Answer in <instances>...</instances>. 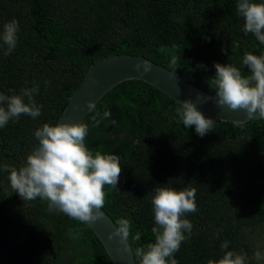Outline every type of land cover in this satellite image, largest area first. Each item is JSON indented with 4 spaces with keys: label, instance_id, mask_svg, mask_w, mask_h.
<instances>
[{
    "label": "trees",
    "instance_id": "1",
    "mask_svg": "<svg viewBox=\"0 0 264 264\" xmlns=\"http://www.w3.org/2000/svg\"><path fill=\"white\" fill-rule=\"evenodd\" d=\"M236 4L0 0V33L9 21L19 24L15 49L4 55L0 48V93L38 85L33 99L41 106L39 117L21 115L0 128V264H114L89 225L49 212L40 198L23 201L3 166L25 162L38 145L35 130L58 122L91 64L102 57L141 54L175 70L170 64L175 56L176 72L212 94L208 81L215 63L233 64L248 75L243 56L264 53V45L244 32ZM177 107L156 86L132 79L117 84L88 114L86 147L93 154L118 155L122 167L117 187H104V208L115 221L130 220L135 250L155 239L154 190L195 188L197 211L185 214L193 227L174 253L177 264H208L223 255L225 241L228 250L247 254V264H262L254 253L264 234V120L233 123L208 115L214 127L201 137L194 126L179 122Z\"/></svg>",
    "mask_w": 264,
    "mask_h": 264
},
{
    "label": "clouds",
    "instance_id": "2",
    "mask_svg": "<svg viewBox=\"0 0 264 264\" xmlns=\"http://www.w3.org/2000/svg\"><path fill=\"white\" fill-rule=\"evenodd\" d=\"M236 12L244 20L243 30L255 35L260 44L264 45V0H237ZM19 24L12 20L3 25L0 33V48L3 54L9 55L17 44ZM6 46V47H4ZM171 67L175 70L178 60L171 58ZM242 65L248 68V75L242 74L240 68L233 64L215 63V74L208 81L214 90V103L227 106L233 111L244 110L249 119L264 120V53H245ZM205 67L204 65H200ZM137 72L148 73L152 65L147 60L134 64ZM39 92L38 85L31 89L24 88L19 94L5 95L0 93V128L10 120H16L21 115L37 118L41 115V106L33 99ZM25 98L27 102H25ZM211 97L201 96L197 100L185 99L178 101L176 113L179 122L185 128L194 126L196 133L203 137L214 127V121L198 108V104L206 103ZM89 112L96 111V103L87 101ZM99 115V113H97ZM111 117L110 110H105L103 118ZM95 119V118H94ZM112 123L116 122L112 120ZM88 125L82 122L62 121L56 124L45 123L37 128L34 136L38 145L28 154L25 162L17 167L3 166L9 172V182L13 191L17 192L23 201L37 198L48 202V210L59 211L81 224L89 225L103 218L105 204V185L117 187L122 167L120 157L116 154H93L85 144ZM196 189L177 191L168 187H158L152 196L154 212V242L137 247L134 255L139 258V264H177L174 253L178 252L182 242L189 236L192 223L185 217L187 213L197 211L195 203ZM117 227L109 232L108 238H119L123 251H128L131 222L120 218ZM78 233L70 236L78 238ZM134 240L140 239L137 232ZM223 255L208 264H247L246 253H237L229 249L227 241L221 244ZM257 261L264 259L260 251L254 253Z\"/></svg>",
    "mask_w": 264,
    "mask_h": 264
},
{
    "label": "water",
    "instance_id": "3",
    "mask_svg": "<svg viewBox=\"0 0 264 264\" xmlns=\"http://www.w3.org/2000/svg\"><path fill=\"white\" fill-rule=\"evenodd\" d=\"M140 60H147L152 65L148 73L137 72L134 64ZM172 69L155 62L141 54H113L102 57L91 64L83 81L70 97V100L60 116L58 122H84L90 113L87 108V101L92 100L97 103L117 84L132 79L146 81L169 95L177 102L185 99L197 100L201 96H209L206 103L198 104V108L206 115L218 118L223 121L233 123H244L249 120L244 110L233 111L227 106L219 107L214 103L215 94L201 88L188 81L181 74ZM57 122V123H58ZM103 218L98 219L90 227L96 236L101 240L110 255L114 264H138L134 255V248L128 240V251H123V245L119 238L109 239V232L117 227L116 221L110 213L103 207Z\"/></svg>",
    "mask_w": 264,
    "mask_h": 264
},
{
    "label": "rangeland",
    "instance_id": "4",
    "mask_svg": "<svg viewBox=\"0 0 264 264\" xmlns=\"http://www.w3.org/2000/svg\"><path fill=\"white\" fill-rule=\"evenodd\" d=\"M260 239L263 241H259L258 251L264 254V234L259 235ZM262 264H264V259L260 260Z\"/></svg>",
    "mask_w": 264,
    "mask_h": 264
}]
</instances>
